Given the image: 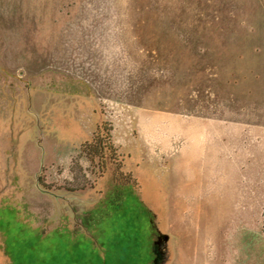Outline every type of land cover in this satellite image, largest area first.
Segmentation results:
<instances>
[{"label":"rangeland","instance_id":"1","mask_svg":"<svg viewBox=\"0 0 264 264\" xmlns=\"http://www.w3.org/2000/svg\"><path fill=\"white\" fill-rule=\"evenodd\" d=\"M92 98L147 194H163L174 264H228L225 233L255 231L264 205V0H0L9 264L153 263L154 217L130 190L62 218L36 188L89 179L53 126L90 135Z\"/></svg>","mask_w":264,"mask_h":264},{"label":"trees","instance_id":"2","mask_svg":"<svg viewBox=\"0 0 264 264\" xmlns=\"http://www.w3.org/2000/svg\"><path fill=\"white\" fill-rule=\"evenodd\" d=\"M67 81L70 85L75 82L83 84L74 79ZM92 100L96 122L90 135H86L75 120L69 119L57 120L56 125L53 126L54 134L56 133L60 136V140H63L65 139L63 134L66 132L67 143L72 145V148L76 149L86 161L88 167L85 169V174L89 179H85L82 189L87 188L94 197L98 198V203L111 189L116 190L117 196H121L123 191L130 190L153 215L157 233L158 223H164L166 217L163 194L159 191L147 194L140 176L128 165L130 157L116 145L112 125L105 119L93 98ZM224 238L222 248L225 253L230 254L228 264H264V205L255 231L251 233L242 231L236 235L229 232L225 233ZM237 247L239 250L236 253Z\"/></svg>","mask_w":264,"mask_h":264},{"label":"flooded vegetation","instance_id":"3","mask_svg":"<svg viewBox=\"0 0 264 264\" xmlns=\"http://www.w3.org/2000/svg\"><path fill=\"white\" fill-rule=\"evenodd\" d=\"M37 187L39 188V193L41 195H45L50 198V200L56 205L58 208V212L62 213L60 217L65 218V216L69 213L70 207L67 209L66 207L71 206L70 203L76 202L78 206H93L98 204V198L94 197L91 192L87 188H68L65 187L64 193L57 194L51 193L50 189L41 183L39 177L36 181ZM63 209V210H62ZM71 212V211H70ZM156 246V254H154V260L152 264H174L176 259V252L174 250V243L172 236L170 235L168 229L164 225V223H158L157 237L154 240L153 248ZM10 258L7 254H5L4 249L2 247V243L0 241V264H9Z\"/></svg>","mask_w":264,"mask_h":264},{"label":"water","instance_id":"4","mask_svg":"<svg viewBox=\"0 0 264 264\" xmlns=\"http://www.w3.org/2000/svg\"><path fill=\"white\" fill-rule=\"evenodd\" d=\"M153 253L156 254V246H154V248H153ZM156 260L154 261L155 264H156Z\"/></svg>","mask_w":264,"mask_h":264},{"label":"crops","instance_id":"5","mask_svg":"<svg viewBox=\"0 0 264 264\" xmlns=\"http://www.w3.org/2000/svg\"><path fill=\"white\" fill-rule=\"evenodd\" d=\"M182 62V64L185 62V59L183 60V61H181ZM188 61L186 60V63H187ZM189 63V62H188ZM198 70V76H199V74H200V70L199 69H197Z\"/></svg>","mask_w":264,"mask_h":264}]
</instances>
